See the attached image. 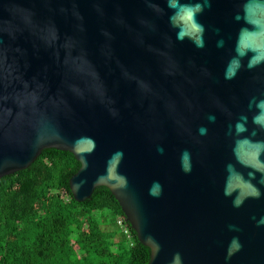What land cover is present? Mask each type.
Masks as SVG:
<instances>
[{
	"label": "water",
	"instance_id": "95a60500",
	"mask_svg": "<svg viewBox=\"0 0 264 264\" xmlns=\"http://www.w3.org/2000/svg\"><path fill=\"white\" fill-rule=\"evenodd\" d=\"M49 148L149 264H264V0H0V178Z\"/></svg>",
	"mask_w": 264,
	"mask_h": 264
},
{
	"label": "trees",
	"instance_id": "16d2710c",
	"mask_svg": "<svg viewBox=\"0 0 264 264\" xmlns=\"http://www.w3.org/2000/svg\"><path fill=\"white\" fill-rule=\"evenodd\" d=\"M80 167L73 153L49 148L0 178V264H149L151 249L108 187L75 199L70 180Z\"/></svg>",
	"mask_w": 264,
	"mask_h": 264
},
{
	"label": "rangeland",
	"instance_id": "374dc122",
	"mask_svg": "<svg viewBox=\"0 0 264 264\" xmlns=\"http://www.w3.org/2000/svg\"><path fill=\"white\" fill-rule=\"evenodd\" d=\"M113 226H114L119 232H123V231H124L123 226L120 225V224H117V220H116V219L114 220V224H113Z\"/></svg>",
	"mask_w": 264,
	"mask_h": 264
},
{
	"label": "built area",
	"instance_id": "2783aa9c",
	"mask_svg": "<svg viewBox=\"0 0 264 264\" xmlns=\"http://www.w3.org/2000/svg\"><path fill=\"white\" fill-rule=\"evenodd\" d=\"M119 223H120L121 225H123L124 222H123V220H120Z\"/></svg>",
	"mask_w": 264,
	"mask_h": 264
}]
</instances>
